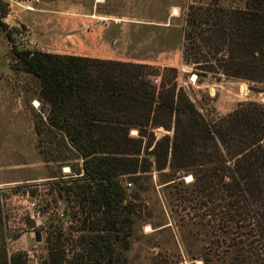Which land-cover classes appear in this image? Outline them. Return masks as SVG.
Returning <instances> with one entry per match:
<instances>
[{"label":"trees","instance_id":"trees-1","mask_svg":"<svg viewBox=\"0 0 264 264\" xmlns=\"http://www.w3.org/2000/svg\"><path fill=\"white\" fill-rule=\"evenodd\" d=\"M197 3L185 13L182 52L197 82L246 81L251 91L262 92L264 0ZM0 10L6 17L1 0ZM14 55L40 82L44 110L35 134H46L82 160L74 186L59 191L73 194L85 215L79 221L84 251L101 257L78 256V264H116L115 246L130 249L140 200L130 187L144 192L136 181L154 171L170 176L166 189L182 186L179 207L215 239L206 248L209 257L264 264V103L243 101L210 118L178 83L176 69H165L171 76L157 86L152 78L160 70L151 65L36 50ZM160 128L172 136L158 138ZM61 248H49L50 264L62 263ZM209 257L203 264H211ZM0 264H26L25 255H8L3 236Z\"/></svg>","mask_w":264,"mask_h":264},{"label":"rangeland","instance_id":"rangeland-1","mask_svg":"<svg viewBox=\"0 0 264 264\" xmlns=\"http://www.w3.org/2000/svg\"><path fill=\"white\" fill-rule=\"evenodd\" d=\"M1 1L7 4L8 14L1 17L0 10V236L5 240L8 255L23 254L26 264H50L52 246L62 247L61 264H78V256H84L86 261L99 260V254L83 249L82 238L86 234L81 231L79 221L85 215L80 213L77 199L71 193L59 191L61 187L74 186L82 160L46 134L40 137L35 134V125L44 110L40 82L21 69L14 55L15 50L34 49L35 46L27 45L29 37L24 32L22 13L44 0ZM48 2L44 6L70 14L88 13L94 5V0ZM106 2L111 8L109 12L123 19L121 47L126 54L159 69L152 79L158 78L160 82L171 76L165 69H176L178 83L204 115L224 116L243 101L264 103V85H259L262 92H254L246 81L193 82L196 70L183 62L182 52L185 13L190 5H198L197 0ZM13 20L21 28L15 27ZM19 35L25 40L17 39ZM63 46L74 48L69 41ZM242 85L245 93L240 96L238 88ZM253 94L261 98L254 100ZM167 134L172 136V131L162 128L156 131L158 138ZM62 157L66 160H60ZM187 178H184L186 184L190 182ZM170 179L154 171L136 181L147 190H137L135 185L130 187V194L137 191L140 195V200L135 201L139 219L130 239V249L127 251L120 244L115 246L116 264H203L201 259L209 257L205 251L210 253L206 248L215 239L205 225L197 223L198 219H190L179 207L176 196L182 186L177 190L166 189ZM123 183L129 186L127 177ZM26 193L30 200L26 199ZM33 201L35 207L30 205ZM29 219L36 222V227H29ZM214 256L209 257L211 264H223L221 258Z\"/></svg>","mask_w":264,"mask_h":264},{"label":"crops","instance_id":"crops-1","mask_svg":"<svg viewBox=\"0 0 264 264\" xmlns=\"http://www.w3.org/2000/svg\"><path fill=\"white\" fill-rule=\"evenodd\" d=\"M41 5L24 10V32L35 42L34 49L44 53L92 59L146 63L127 55L121 47L123 19L113 14L106 0H94L93 9L84 14H70ZM69 41L73 47L64 48Z\"/></svg>","mask_w":264,"mask_h":264},{"label":"built area","instance_id":"built-area-1","mask_svg":"<svg viewBox=\"0 0 264 264\" xmlns=\"http://www.w3.org/2000/svg\"><path fill=\"white\" fill-rule=\"evenodd\" d=\"M17 39H24V40H25V38L22 37L21 35L17 36ZM15 40H16V39H15ZM26 41H27V45H28V46H31V47H34V46H35V42H33L32 40L27 39ZM152 81H153V84H155V85H157V86L160 85V81H159L158 78L152 79ZM193 82H195V80H193ZM26 199H27V200H30L29 193H26ZM30 205H31V207H35V206H36V203L33 201V202L30 203Z\"/></svg>","mask_w":264,"mask_h":264},{"label":"water","instance_id":"water-1","mask_svg":"<svg viewBox=\"0 0 264 264\" xmlns=\"http://www.w3.org/2000/svg\"><path fill=\"white\" fill-rule=\"evenodd\" d=\"M11 23L15 26V27H17V28H21V26H20V24H18L15 20H13V21H11ZM261 97L259 96V95H255V94H253V96H252V99H260ZM159 136H161L162 134L161 133H159L158 134ZM29 227L30 228H34V227H36V222L33 220V219H29Z\"/></svg>","mask_w":264,"mask_h":264},{"label":"bare ground","instance_id":"bare-ground-1","mask_svg":"<svg viewBox=\"0 0 264 264\" xmlns=\"http://www.w3.org/2000/svg\"><path fill=\"white\" fill-rule=\"evenodd\" d=\"M195 78H196V76H193V80H196ZM238 93L240 94V96H243L244 95V93H245V87L243 85L238 88ZM36 104H38V102H36ZM187 179L190 181L191 180V176H188Z\"/></svg>","mask_w":264,"mask_h":264}]
</instances>
